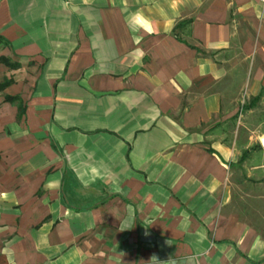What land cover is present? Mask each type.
Returning a JSON list of instances; mask_svg holds the SVG:
<instances>
[{"label": "crops", "instance_id": "crops-1", "mask_svg": "<svg viewBox=\"0 0 264 264\" xmlns=\"http://www.w3.org/2000/svg\"><path fill=\"white\" fill-rule=\"evenodd\" d=\"M263 134L264 0H0V264H264Z\"/></svg>", "mask_w": 264, "mask_h": 264}, {"label": "rangeland", "instance_id": "rangeland-1", "mask_svg": "<svg viewBox=\"0 0 264 264\" xmlns=\"http://www.w3.org/2000/svg\"><path fill=\"white\" fill-rule=\"evenodd\" d=\"M246 180L247 179L244 177L242 183H240L243 187L241 188L240 197H238V198L242 201L248 200V202H249L254 197L256 199V197L260 196L261 189H260V187H257V185H255V184L247 183ZM261 215H264V214H258V213L255 214V216L257 218L263 219Z\"/></svg>", "mask_w": 264, "mask_h": 264}, {"label": "water", "instance_id": "water-1", "mask_svg": "<svg viewBox=\"0 0 264 264\" xmlns=\"http://www.w3.org/2000/svg\"><path fill=\"white\" fill-rule=\"evenodd\" d=\"M259 143L264 147V134L259 137Z\"/></svg>", "mask_w": 264, "mask_h": 264}, {"label": "clouds", "instance_id": "clouds-1", "mask_svg": "<svg viewBox=\"0 0 264 264\" xmlns=\"http://www.w3.org/2000/svg\"><path fill=\"white\" fill-rule=\"evenodd\" d=\"M136 15H139V13H137ZM139 27H142V25H141V26H139Z\"/></svg>", "mask_w": 264, "mask_h": 264}]
</instances>
